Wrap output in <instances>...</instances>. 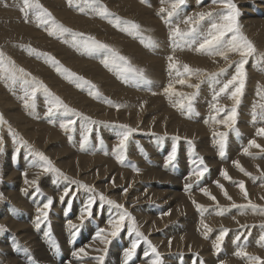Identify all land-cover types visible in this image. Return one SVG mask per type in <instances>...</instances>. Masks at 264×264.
Here are the masks:
<instances>
[{
	"label": "rangeland",
	"instance_id": "rangeland-1",
	"mask_svg": "<svg viewBox=\"0 0 264 264\" xmlns=\"http://www.w3.org/2000/svg\"><path fill=\"white\" fill-rule=\"evenodd\" d=\"M40 2L45 7H47L57 18V20L62 22L66 27H69L74 31L91 34L101 42L107 43L119 50L121 54L127 56L134 65L145 70L146 75L148 74V79L152 82V86L151 84L146 86L143 84L134 85L123 83L114 72L109 71L103 66V64L101 63V60L103 58L102 54H86L72 47L70 43H65L62 39L49 36L43 30V28L37 27L34 20L32 22H25L23 13L19 11L22 0H0V50H2L7 56H10L13 60H15L18 66L23 67L28 72L32 73L33 76H36L38 79L42 80L56 95L60 96L71 107L78 109L85 115L91 116L94 120L104 122L93 126L94 131L90 139L89 146L86 150H82L79 147V128L73 138L74 142H69L66 134L59 127V123L61 119H63V117L53 118L54 122H50L44 116V113L46 111V104L45 98L42 94L37 95L35 113L29 114V111L23 107L20 100V96L23 95L22 88H20L19 85H17L15 88L9 87L3 80H0V113H2L5 119L9 121L12 128L16 132H18L21 137L27 140L28 143H30L34 148L43 151L46 155H48L58 168L60 167L58 166L56 161L70 160V154L71 152H73L76 156L84 158L101 157L104 160L113 163L118 168V170L125 171V173H127L128 171L131 173V175H140L143 171H145V169L154 171L152 170V168H155L157 171L161 172H164V170L166 172V169H170V171H168L171 172L174 177L172 175L171 177L168 174H164L165 179L164 177H161L160 180H139V182H135L136 185H140L141 183V186L144 187V190H146V188H158L159 190L157 191L164 189V186H167V188L170 189V178L175 179L176 177V180H178L179 183H182L181 181L183 180L181 188L182 191L185 190V183L191 182L186 180V177L189 175L192 167L191 147L186 143L188 140H191L195 145L196 152L199 156H203L205 163L210 169L209 173L201 182L202 184L200 186H207L208 188L210 186V190L212 187H215V191L213 188V190L211 191L216 197L219 195L218 197L220 201L217 197L219 204L222 205V207H228L230 209L228 212L238 209L242 210L241 208H231V203L236 201V204L243 205L246 204L247 201L243 198V196H241L242 194H237L239 196V199L237 200H234L236 198L235 195L232 194H230L231 197L233 196L232 201L225 199L220 193V190L213 183L214 179L217 180L218 178L214 176V169L212 170V167L216 164H220L219 162H221L222 166L224 167L227 166L229 162H231L230 166H232V161L237 160V153L240 151L239 154L243 155L241 151L242 147L246 146L248 140L250 139L255 138L256 140H258L257 143H260L262 141L261 143L262 145H264V139L255 136L256 129L258 127L264 126V121L258 119L256 123H253L251 116L252 105L254 103H257L259 100L256 95L257 87L258 85L264 86V64H257L255 58H249V62L246 65V87L244 95L241 99V103L238 107L236 125L237 128L241 127L239 129L241 136H237L235 133H229L228 144L226 148V157L225 159H221L218 153H216L218 152V149H216L217 146L214 144V141L212 139L211 131L213 127H216L218 130L225 129L221 128L218 125L206 124L204 122L210 114L209 104L212 101L213 88H218L219 85L214 84L212 81H209L203 76L199 78L193 76L191 78V83H199L200 85L199 94L196 96L193 102L194 111L197 114H194L191 117L186 114H182L180 110L172 106L168 98L163 95V87L167 85L170 79L167 71V57L169 55H175V57L179 61L188 63L193 68L204 69L207 72H217L220 68L227 67V64L223 59L219 57L196 53L187 46H182L181 48H177L175 51H173V46L168 39V26L157 15L158 10L161 7L160 0H146L145 3H141V0H102L103 3L108 5L109 9L112 12L116 13L123 19L134 21L140 24L145 36H150L157 43L158 47H156L155 49L145 47L143 44H141L138 38L130 36L125 32H121L117 28L113 27V25L109 23L108 20L96 16L93 12L87 9L85 10V13H81L77 8L70 7L67 3V0H40ZM234 2L238 5V8L241 12L239 23L242 27V31L255 45L257 49V55L264 54V0H234ZM192 5H194V7ZM216 8L217 5L213 4L212 0H204L203 4H198L197 0H186V4L182 6L179 14L173 18V23L180 24L181 20H183L187 15H192L195 12L207 11ZM181 27L183 28L186 26L181 24ZM28 46L36 49L38 52L48 53L56 57V59L59 60L63 66L77 73L78 75L85 77L86 79L92 81L95 85H97L103 97L112 100L115 104H122L126 106L120 108V110L117 111L114 107L108 105L103 100H98L93 98L92 96H89L86 89L78 88L75 83L71 82L62 74L58 73L55 67L51 63L46 62L43 57L29 54V52L27 51ZM197 59H204L207 62L197 64L195 63ZM229 59L238 60L239 57L233 54L230 55ZM154 60L158 63H153ZM161 63H164V65H162ZM159 66L162 67L159 68ZM153 68L155 69V71ZM161 69L165 71H162ZM154 72H156L157 74L153 75ZM233 72L234 66L228 68L226 76L221 77V80L227 78V76H230ZM106 80H109V82L107 83ZM158 80L159 83H161L162 81L163 82L161 84H158ZM155 84H157V86ZM159 85L163 86L158 87ZM176 87L179 91H184L187 93L195 91V89L187 88L185 86L177 85ZM153 92H155L156 95H153ZM142 103L144 104L143 109H141L140 107ZM220 103L222 105L231 107L232 101L224 96L221 97ZM89 105L93 106L90 112L88 110H85V108H87ZM82 106L84 108H82ZM95 106L96 108H98L94 109ZM174 117L178 119L179 117H181L180 121L182 120L184 122H186L187 120V124L189 125H193L194 123H196L194 124L195 126H202L204 128V131H206L202 136V138L205 139V146H202L201 141L203 139L201 138V136L196 137V133H194L193 136H190L189 134L181 133L179 128L173 130L172 126ZM243 118L245 119L246 124H242ZM197 123L199 125H197ZM239 123H241V125ZM116 124H127L133 128H138V131L133 133L129 140L127 147V160L123 165L117 162L115 152L113 151L115 147L114 145H116L118 141V132L120 131V129L113 126ZM182 125L183 122H180L179 127ZM243 127H245L246 130ZM165 133H167V136L164 135ZM0 136H3L4 138L5 147L4 153L0 154V193H3L4 195V199L0 200V224L5 225L8 229L7 232L0 233V264H5L4 262H6V260L4 261V258L7 254L5 249H8L10 253L14 255L13 258H15L17 262L20 261L23 264H49V261L53 264H68L71 259L72 251H75V249L77 250L82 245L86 244L85 241H93L94 232H96L99 228L107 229L108 226H102L104 225L105 221L107 222L112 216L116 214V210L107 204L100 206L99 198L97 197V205L94 206L92 210L93 216L91 218H87L81 225L79 214L91 193H87L83 189H77L75 185H69L65 181H59V183H63L59 185L57 184L54 187L50 186V184L54 183L50 181L49 177L52 176L55 178L54 174L50 173H46L48 176L45 173L42 174L43 177L40 179L41 182H39V185L43 193L42 195L36 194L34 190L31 191V188L28 189V194H25L23 189H25V187L27 186H24V181L23 183L21 182L22 176L20 177V183L22 184L19 183L20 192H18L17 190L11 191V189L14 188H12L10 185H14L13 183L14 181H17V176H12L11 178V176L7 175L5 169L6 161L10 160L12 163L15 159L16 162L14 163V168H18L17 170L22 168L23 173L34 170V167L32 166L31 162L26 163L25 161L29 157L26 150L21 149V152L18 156L15 154L14 149L16 148V145L13 143L6 126L0 127ZM175 136H179L180 140L174 141L172 138ZM237 137H241L244 141L242 142L241 147H239L240 149L237 148L238 145L230 147V143H232L233 139L235 140V138ZM198 140L201 141L199 142ZM101 141H103V143H101ZM196 141L198 144L195 143ZM206 145L209 146L208 149ZM174 146L177 148V160L173 165L166 167L165 159ZM203 147L204 150L202 149ZM63 148L69 149V151L71 152L68 153L60 150ZM210 148L214 150L215 156L219 160L217 161V163L209 162L211 166H209L210 164L207 163L208 161L206 160L207 158H209L208 154L213 151L212 149L210 151ZM206 150L208 151L206 152ZM251 151L255 154V157L256 155L264 156V154L259 153V151H256V149H251ZM54 153H57V155L53 156L52 154ZM229 154L232 157L231 160H228ZM24 155L26 156V159ZM204 156L207 157L205 158ZM244 156L245 155H243V157ZM244 158L248 159V163L245 169L251 173V177L237 176L233 177V180H244L245 183L247 181L246 186L249 199L254 204H257L256 200L259 196H261L262 203L257 205L264 207V177H261L260 172L257 170V165L261 170H264V167H262L258 163L259 161L264 162V160H261V158L254 159L248 156H245ZM29 160L31 161L32 158L29 157ZM223 162L226 163V165H224ZM101 164L103 163L100 162L89 164L86 161H81V159H76L73 164L74 167L69 166L64 167V169H60L69 177L80 181L81 183L94 186L97 193H103L108 198L116 200L118 203L123 204L130 212L132 211V215L135 217L137 226L140 228V231L144 232V234L148 236V238L160 251L164 260V264H167L168 260H172L174 262L176 261L175 264H194V261L197 259L196 254H199V258L202 262H204V264H211L208 260V257L211 254L216 255V257L218 255L220 256L221 254V256H226L227 254V256L229 255L228 257H231V255H234L233 252H235L236 250L232 247H237V243L240 242L239 244L243 246L248 242V246H246V249L251 247V243L254 242L253 239H255L256 237V227L260 229L259 226L261 224H264V215L253 212L251 209H246L247 211H244L241 216H238L239 218L236 217L235 219L230 220L227 217L228 212H226L227 214L225 213L223 216H221V218L220 215L215 216L216 206L211 200V202H202L203 204L199 202L200 204L208 208V212H206L205 215H207V217L212 215L211 217H209V221L211 220L213 222H216H214V224H210V226L215 230H218L221 226H223L231 230L236 229V232H238L239 234L240 232L247 231L246 229H241L240 225H255L256 227L251 228V235L248 236L249 240L247 239L245 241L242 238L241 240L243 242H236L235 236L237 234H234L233 231H230L229 234H232L233 236L230 237L228 235L226 237V240L224 242L225 245H223L222 248L223 250L225 248L224 251L226 252V254L223 250L220 254H215L212 248L211 238V236L214 237V231L212 234H210L211 236L209 240H206L202 237L204 241L206 240V242L209 243V247L207 246V249H193L189 247V250H169V252H164L162 250L164 239H166L165 237H167V233L171 231V223L173 224L175 221L171 223L167 222L165 224L166 227L164 226V228H158L150 232H146L142 227H140L141 225L136 214L145 213L146 215H148L146 211L150 210L149 212H154V215H157V217H166L162 216V211L167 206L166 203H164V205L163 202H160V200L156 198L146 199L147 196L145 193H143V189L141 188V186L137 187L132 183V177L126 175L123 179H120L118 177L112 178L109 172H105V170L100 168ZM161 164L164 166H162ZM181 164L183 166L182 168ZM131 165H135L139 169V172L137 173L136 171H134ZM72 168L74 169L73 172H71ZM44 184H48V187H44ZM174 184L176 185L177 182L174 181ZM230 185L233 186L234 184L231 183ZM6 186L8 187L6 188ZM65 186L70 187L72 191L69 193V196L65 197V200L62 202L60 200V196L63 195ZM195 186L196 185L194 184L191 193L197 190L198 187ZM124 189H127L126 194L124 192ZM216 190H219L218 193ZM17 195H20V197L22 198V201L24 203L23 205L22 202L20 204L18 203ZM47 197H52L54 203L49 212L48 221L45 224L41 225L40 229H37L35 227V210L37 206L42 204V202H46ZM150 200L152 201L150 202ZM158 201L160 203H158ZM145 202H149L147 204L150 207H147V204H145ZM127 204L132 205V207ZM152 207L155 208L153 209ZM172 207H174L173 204L170 206V208ZM2 210L5 213L4 215L1 214ZM133 210H136V213ZM26 216H28V218ZM226 217L229 220L226 219ZM12 218L18 223H23V221H20L21 219H23L24 221L29 220L27 222L29 224L28 227L32 230V234L35 236V238L39 239L38 242L40 246L45 250L44 254L40 255L39 252H33L34 249L30 247L26 240H23V238L21 237V231L23 228L18 229L17 227H15L14 229L10 226L9 220H11ZM69 220L72 223L77 224L80 228V231L76 235L75 239H73L72 237L73 230L70 229L68 225ZM237 221H239V223H237ZM57 227H60V229L62 227L61 231L58 230ZM182 228L183 227L180 225L177 229L179 230ZM49 229L51 230L50 239L49 237H46L44 235V233ZM86 237L87 239L84 241V243L83 240ZM157 238L162 239L158 240ZM110 239L112 240V244L108 246V253L105 257V262L108 260V256L111 250L110 248H112L113 243H115L116 241L127 240L128 244L131 245V241L133 239H136V237L134 234L131 236L129 235L126 222L125 228L121 231V233L117 237ZM2 241L5 242V246L2 245ZM234 242L235 245L233 244ZM21 243L23 244V246ZM141 244L142 247L140 246V248L137 249V253L133 258V261L129 262V264H132L134 262H136V264H147V258L144 259L145 256L143 252L148 248V245L143 242ZM100 247H103V245L99 244L96 248ZM126 248L128 247L126 246ZM260 248H258L259 251L262 250V248ZM230 249L234 251H231ZM249 253L253 255H258L260 253V255L258 256H261L262 258L264 256L263 254L261 255L262 252L256 253L254 251H251ZM98 254L99 253L94 255L96 256ZM37 255L43 258L38 257ZM45 255H47V257ZM25 259L27 260L25 261ZM215 263L219 264L220 261H216ZM226 263L232 264L231 261L230 263L229 261L224 262V264ZM122 264H124V260Z\"/></svg>",
	"mask_w": 264,
	"mask_h": 264
},
{
	"label": "snow or ice",
	"instance_id": "snow-or-ice-1",
	"mask_svg": "<svg viewBox=\"0 0 264 264\" xmlns=\"http://www.w3.org/2000/svg\"><path fill=\"white\" fill-rule=\"evenodd\" d=\"M146 0H141V3H145ZM204 0H197L198 4H203ZM70 7L77 8L81 13H85V10L93 12L96 16L108 20L113 27L117 28L121 32H125L130 36L138 38L145 47L155 49L158 47L157 43L150 37L145 36L141 25L130 20H125L116 13L112 12L108 5L102 2V0H67ZM212 3L217 5L216 9H210L207 11L195 12L192 15H187L180 24H174L173 18L177 16L182 8L186 4V0H160L161 7L158 10L157 15L168 26V39L173 46V51L182 46H187L196 53L204 54L207 56H214L223 59L227 67H222L217 72H207L204 69L193 68L188 63L179 61L175 55H169L167 57V71L169 74V82L163 87V95H165L173 107L181 111L182 114H186L191 117L195 113L193 102L196 96L199 94V83H191V78L205 77L214 84L219 85L218 88H213L212 101L209 104L210 114L204 121L206 124L218 125L225 130H218L216 127L212 128L211 136L214 144L218 148V155L221 159L226 157V148L228 144L229 133H235L240 135L237 125L238 107L241 103V99L245 92L247 71L246 65L249 62V58H255L257 64H264V54L257 55V49L253 42L242 31V27L239 23V17L241 12L238 5L234 0H212ZM19 11L23 13L25 22H34L37 27L43 28V30L52 37H56L64 40L65 43H70L72 47L86 54H102L101 63L103 66L116 74V76L125 84L134 85H150L152 82L148 79L145 70L133 64V62L125 55L121 54L119 50L110 46L107 43L101 42L95 36L91 34H85L84 32L74 31L73 29L66 27L62 22L58 21L53 13L45 7L40 0H22ZM181 24L186 27H181ZM27 51L29 54L43 57L48 63H51L56 71L62 74L66 79L75 83L78 88L86 89L88 95L95 99L103 100L108 105L114 107L117 111L126 105L115 104L112 100L103 97L102 93L92 81L85 77L78 75L61 64L56 57L48 54L38 52L36 49L28 46ZM237 55L238 60H230V55ZM234 66V72L227 76V78L221 80V77H225L228 68ZM0 80H3L9 87L15 88L17 85L23 90V95L20 96L23 107L29 111V114H34L36 111L37 95L42 94L45 98L46 111L44 116L50 121L54 122L53 118L63 117L59 123V127L66 134L69 142L73 141L75 134L79 128V147L82 150H86L89 146L90 139L93 134V126L104 122L94 120L91 116L85 115L78 109L71 107L60 96L56 95L42 80L33 76L23 67L16 64L10 56H7L2 50H0ZM177 85L185 86L187 88L195 89L191 93L179 91ZM156 95L155 92L152 93ZM256 95L259 98L257 103L252 105V122L256 123L257 120L264 121V86L257 87ZM226 96L232 101L231 107L222 105L220 103L221 97ZM143 109L144 104L140 105ZM7 127L8 133L11 136L13 143L16 145L14 149L15 154L18 156L21 149L26 150L27 155L32 158L31 164L33 167L39 169L36 173V178L28 179V173L24 172V183L28 187L23 189L25 194H28V189L31 188L36 194H43L39 185V176L44 173L54 174L55 180L65 181L69 185H75L77 189H83L87 193H91L85 203L83 209L79 214L80 224L82 225L87 218L93 216V207L97 205V197L99 198L100 206L107 204L116 210V214L112 216L108 221L109 227L99 228L93 236V240L98 242L103 247L91 249L99 253L96 256H90L86 247L82 246L79 249L71 252V256L77 261H83L85 259L94 260L96 264H105V257L108 253V246L111 244V239L117 237L121 231L125 228L126 222L128 226L129 235H135L136 239L131 241L130 247L124 250V264H129L133 261L137 253V249L140 248L141 243L148 245V248L144 251V256L147 258V264H164L163 257L157 247L152 241L137 226L136 219L132 213L121 203L116 200L110 199L103 193H97L94 186L81 183L67 174H65L60 168L56 167L53 160L46 155L43 151L34 148L27 140L16 132L4 115L0 113V127ZM114 127L120 129L118 132V142L114 147L116 160L120 164H124L127 160V147L129 140L133 133L138 131V128H133L127 124H116ZM154 135V134H153ZM167 136V133L164 134ZM256 137L264 138V126L258 127L255 132ZM174 141H179L180 137L175 136L172 138ZM103 143V141H101ZM187 143L191 147V170L186 177L187 182L184 185L185 191L189 193V199L197 212L200 214L199 227L197 231L201 233L204 239H209L210 234L214 231L217 232L214 240L212 241V248L216 254H220L229 232L232 231L227 227L221 226L218 230L213 229L208 223L205 222L204 214L208 212V208L200 204L191 197V191L194 184L199 188L200 193L211 200L216 206V215L223 216L230 209L228 207H222L217 200V197L207 186H200L201 182L205 179L210 169L205 163L202 156H199L196 152L193 141L188 140ZM251 149H257L259 153L264 154V145L257 143L255 138L248 140L247 145L242 147V154L248 157L255 158V154ZM5 150L4 138L0 136V154H3ZM15 158V157H13ZM177 160V148L174 146L168 156L165 159V166H171ZM233 166L244 176L251 177V173L248 172L241 162L237 160L232 161ZM137 173L139 169L135 165H131ZM257 170L260 172L261 177H264V170H261L257 165ZM219 176L227 182L234 184L242 194L243 198L247 201L246 204L238 205L232 202L231 208L251 209L260 215H264V207L254 204L248 195V191L244 180L235 181L229 174L228 169L221 168ZM114 183V181H113ZM215 186L220 190L223 197L229 201H232V197L229 195L225 185L220 180L213 181ZM72 191L70 187H65L63 195L60 196V200L63 202L65 197L69 196ZM125 194L127 189H124ZM4 199L3 193H0V200ZM54 201L52 197H47L46 202H42L41 205L36 208L35 215V227L41 228V225L45 224L49 219V212ZM70 206V203H69ZM170 215V212L162 213V216ZM239 223V221H237ZM69 228L72 229V237L75 239L79 233L80 228L77 224L68 221ZM255 225H240L241 229H246V232H240L235 236V241L239 242L243 238L245 241L248 236L251 235V228ZM261 235L257 241L258 245L264 247V224H261ZM8 229L5 225L0 224V233L7 232ZM46 237L51 238V230L49 229L44 233ZM183 239V237H181ZM169 247L172 245V241H168ZM194 264H204L199 259V254ZM234 255L242 260L246 261V264H264V258L258 255L250 254L246 250V245H240L237 243V248ZM68 264H72L69 261ZM220 264H224V261H220Z\"/></svg>",
	"mask_w": 264,
	"mask_h": 264
},
{
	"label": "bare ground",
	"instance_id": "bare-ground-1",
	"mask_svg": "<svg viewBox=\"0 0 264 264\" xmlns=\"http://www.w3.org/2000/svg\"><path fill=\"white\" fill-rule=\"evenodd\" d=\"M193 7H194V5H192ZM164 52V51H163ZM163 55V54H162ZM197 58H198V56H197ZM162 59V58H161ZM164 59V58H163ZM195 59H196V57H195ZM194 60V59H193ZM158 61V60H157ZM162 61V60H161ZM160 62V61H159ZM195 62V61H194ZM203 62H207V61H205L204 59H197V61L195 62V63H197V64H201V63H203ZM153 63H158V62H156L155 60H154V62ZM162 65H164V63H161ZM160 64V65H161ZM162 67V66H161ZM160 66H159V68H161ZM154 69V68H153ZM152 69V70H153ZM160 70V69H159ZM162 70V69H161ZM154 71H155V69H154ZM162 71H165V70H162ZM157 73L156 72H154L153 73V75H156ZM148 75V74H147ZM162 75V74H161ZM164 75V74H163ZM152 76V75H151ZM154 77V76H153ZM156 77V76H155ZM159 77V76H158ZM160 77H164V76H160ZM152 78V77H151ZM157 78V77H156ZM153 79H155V78H153ZM152 79V80H153ZM159 79H161V78H159ZM164 79V78H163ZM162 79V80H163ZM165 80V79H164ZM107 81V80H106ZM157 81V80H156ZM155 81V82H156ZM109 82V80L107 81V83ZM163 82V81H162ZM161 82V83H162ZM161 83H159V80H158V84H161ZM156 86H157V84H155ZM165 85V84H164ZM147 86V85H146ZM151 86H152V84H151ZM160 86H163V85H159L158 87H160ZM166 86V85H165ZM179 86V85H178ZM152 88V87H151ZM161 92H162V90H161ZM159 93V92H158ZM162 95V94H161ZM160 96V95H159ZM162 97V96H161ZM206 98V97H205ZM200 103V102H199ZM92 107L93 106H91V105H89L87 108H85V110H88L89 112L91 111V109H92ZM82 108H84L83 106H82ZM96 108V106L94 107V109ZM98 108V107H97ZM96 108V109H97ZM95 111V110H94ZM97 111V110H96ZM245 112V111H244ZM202 114H203V112H202ZM207 115V114H206ZM200 117V116H199ZM180 118L181 117H179V119L178 118H176V117H174L173 118V126H172V129L173 130H176V129H178L179 128V130H180V132L181 133H186V134H189L190 136L192 135L193 136V134L194 133H196L195 135H196V137L198 136H201V138H202V136H203V134L206 132V131H204V128L202 127V126H195L194 124H196V123H194L193 125H189V124H187L188 122H187V120H186V122H184V121H180ZM183 118V117H182ZM205 118V117H204ZM199 119V118H198ZM203 119V118H202ZM244 119V118H243ZM242 119V124H246V121H245V119L243 120ZM191 120V119H190ZM200 120V119H199ZM248 121V120H247ZM180 122L182 123L183 122V125L182 126H180L179 127V124H180ZM191 123V122H190ZM201 124V123H200ZM240 125H241V123H239ZM197 125H199L198 123H197ZM202 125V124H201ZM250 125V124H249ZM243 126V125H242ZM240 127V126H239ZM241 128V127H240ZM240 128H238V129H240ZM244 129H245V127H243ZM255 128H256V126H255ZM246 130V129H245ZM111 131V130H110ZM209 131V130H208ZM243 134V133H242ZM194 135V136H195ZM244 135V134H243ZM206 136V135H205ZM236 136V135H235ZM240 136H241V134H240ZM249 137V136H248ZM203 139V138H202ZM213 139V138H212ZM233 139V138H232ZM249 139V138H248ZM264 139V138H263ZM110 140V139H109ZM141 140V139H140ZM245 140V139H244ZM110 141H112V140H110ZM199 141V140H198ZM201 141V140H200ZM199 141V142H200ZM205 139H203L202 141H201V143H202V146H205ZM211 141V140H210ZM258 141V140H257ZM74 142V141H73ZM113 142V141H112ZM118 142V141H117ZM156 142V141H155ZM242 142H244L243 140H242V138L241 137H237V138H235V140L233 139V141H232V143H230L231 145H230V147H233V146H235V145H238L237 146V148L238 149H240L239 147H241V144H242ZM262 142V141H261ZM260 142V143H261ZM186 143V142H185ZM195 143H197V141L195 142ZM207 143V142H206ZM209 143V142H208ZM159 144V143H158ZM186 144H188V143H186ZM198 144V143H197ZM196 144V145H197ZM213 144V143H212ZM262 144V143H261ZM76 145V144H75ZM172 145V144H171ZM209 145V144H208ZM109 146V145H108ZM115 146V145H114ZM198 146V145H197ZM199 146H201V145H199ZM207 146V145H206ZM212 146V145H211ZM243 146V145H242ZM110 147V146H109ZM208 147L209 146H207V149H208ZM229 147V148H230ZM198 148V147H197ZM206 148V147H205ZM151 149H152V147H151ZM159 149V148H158ZM157 149V150H158ZM203 150H204V147L202 148ZM211 149L212 148H210V151H211ZM216 149H218L217 147H216ZM60 150H62L63 152H68V153H70L71 151H69V149H60ZM71 150V149H70ZM200 150V149H199ZM213 150V149H212ZM228 150H230V149H228ZM208 150H206V152H207ZM253 151V150H252ZM256 151H257V149H256ZM205 152V153H206ZM240 152V151H239ZM239 152L237 153V159L241 162V164L243 165V167L245 168L246 166H247V163H248V159H246V158H244L243 157V155H240L239 154ZM109 153H111V152H109ZM204 153V152H203ZM216 153H218V152H216ZM229 153V152H228ZM78 154V153H77ZM210 154V155H209ZM208 154V156H209V158H207L206 160L208 161L207 163H211V162H214V163H217V161H219L218 159H217V157L215 156V152H214V150L213 151H211V153H209ZM53 156H56L57 155V153H54V154H52ZM82 155V154H81ZM88 155V154H87ZM161 155V154H160ZM165 156V155H164ZM218 156V155H217ZM229 156V158H228V160H231V155L229 154L228 155ZM24 157H25V159H26V156L24 155ZM203 157V156H202ZM205 157V156H204ZM207 157V156H206ZM205 157V158H206ZM12 158V157H11ZM106 158V157H105ZM259 158H261V160H264V156L263 155H261V156H258V155H256V157L254 158V159H259ZM22 159H24V158H22ZM21 159V160H22ZM76 159H81V161H86L87 163H89V164H95V163H100V162H102L103 164H101L100 166V168L101 169H103V170H105V172H109L110 174H111V177L112 178H114V177H118V178H120V179H123L126 175H129L130 177H132L133 178V181H132V183L135 185V186H137V187H139V186H141L142 184L140 183V185H136L135 184V182L137 183V181L139 182V180H154V179H159L160 180V178L161 177H164V179H165V175L164 174H168L169 176H171L172 174H171V172H169L170 171V169H166V172H165V170H164V172H161V171H157L155 168H152V170H154V171H149V169H145V171H143L140 175H131V173L130 172H128L127 171V173H125V171H120V170H118V168L113 164V163H111L110 161H106V160H104L103 158H101V157H91V158H84V157H80V156H76L73 152H71V154H70V160H68V161H61V160H58V161H56L57 162V164H58V166L60 167V168H63L64 169V167H74L73 166V164H74V162H75V160ZM220 159V158H219ZM225 159V158H224ZM20 160V159H19ZM26 161V163L27 162H31L30 160H29V157L27 158V160H25ZM162 161V160H161ZM16 162V160L14 159L13 160V162L11 163V161L10 160H7L6 161V167H5V169H6V173H7V175L8 176H11V178H12V176L14 177V176H17L16 177V182L14 181V185H10L12 188H14V189H11V191H13V190H17L18 192H20L19 191V185L20 184H22L23 183V181H24V176L22 175V173H23V171H22V168L21 169H19V170H17L16 168H14V163ZM229 162V161H228ZM25 163V164H26ZM158 163V162H157ZM190 163V162H189ZM209 163V164H210ZM220 164H216L215 166H213L212 167V170H213V172H214V176L215 177H217L218 179H220L221 181V183H223L224 185H225V188L227 189V191H228V193H229V195L230 194H232V195H235V198L236 199H234V200H237V199H239V196L237 195V194H241L240 193V191H239V189L236 187V186H231L230 184H229V182H227V181H224L220 176H219V171H220V169L221 168H226V169H228V171H229V174L232 176V177H237V176H243L244 177V175L242 174V173H240L233 165L232 166H230V164H231V162H229V164L227 165V166H222V164H221V162H219ZM259 163V165H261L262 167H264V162H258ZM30 164V163H29ZM213 164V163H212ZM223 164L224 165H226V163H224L223 162ZM76 165V164H75ZM160 165V164H159ZM162 165V164H161ZM29 166V165H28ZM31 166V165H30ZM162 166H164V165H162ZM209 166H211V164L209 165ZM174 167V166H173ZM183 166H182V164H181V168H182ZM165 168V167H164ZM162 169V168H161ZM73 168L71 169V172H73ZM124 170V169H123ZM163 170V169H162ZM39 171V169L38 168H36V167H34V170H32V171H29V172H27L28 173V179H34V178H36V173ZM174 171V170H173ZM172 171V172H173ZM174 173V172H173ZM212 173V172H211ZM46 174V173H45ZM135 174H137V173H135ZM6 175V176H7ZM47 175V174H46ZM188 175V174H187ZM7 176V177H8ZM22 176V179H21V182L22 183H20V177ZM48 176V175H47ZM50 176V175H49ZM173 176V175H172ZM171 176V177H172ZM211 176V175H210ZM43 176H42V174L39 176V182H41L40 181V179L42 178ZM52 177V176H51ZM49 177V179H50V181H54L56 178H54V177ZM174 177V176H173ZM168 179V178H167ZM173 179L174 178H170V180H171V188L170 189H168L167 188V186H164V189H162V190H160V191H157V190H159L158 188L156 189V188H150V189H147L146 188V190H144V187L143 186H141V188L143 189V193H145L146 194V196H147V198L146 199H152V198H156V199H158V200H160V202H163V204L164 203H166V207H165V209H163V211H162V213H164V212H170V215H164V216H166V217H162V218H160L159 216L157 217V215H154L155 213L153 212H149V211H146L147 212V214L148 215H146L145 213L143 214V213H138V214H136V216L138 217V220H139V223H140V227H142L143 228V230H145L146 232H150V231H152V230H154V229H158V228H164V226L166 227V223L167 222H169V223H171V222H173V221H175L173 224L171 223V225H170V228H171V233L169 232V233H167V237H165L166 239H164V242H163V247H162V250L164 251V252H169V250L170 251H172V250H187L189 247H191V248H193V249H199V248H204V249H207V246L209 245V243H207L206 242V240L204 241L203 240V238H202V235H201V233L200 232H198L197 231V227H199V220H200V214L197 212V210L195 209L194 210V207H193V205H192V203H191V200L189 199V193L188 192H185V190H183L182 191V183H183V180L181 181L182 183H179L178 182V180H176V177H175V179H174V181H176L177 182V184L175 185L174 184V181H173ZM217 179V180H218ZM181 180V179H180ZM158 181V180H157ZM214 181H215V179H214ZM169 182V181H168ZM20 183V184H19ZM43 183V182H42ZM61 183H63V182H60L59 183V181L58 182H56V183H54V184H50V186H56L57 184L59 185V184H61ZM246 183H247V181H246ZM246 183H245V185H246ZM166 184V183H165ZM168 184V183H167ZM202 184V183H201ZM24 186H27V185H24ZM23 186V187H24ZM43 186V185H42ZM61 186V185H60ZM5 187V186H4ZM8 186H6V188H7ZM28 187V186H27ZM44 187H48V184H44ZM66 187V186H65ZM195 187H197V186H195ZM5 188V189H6ZM26 188V187H25ZM56 188V187H55ZM213 189H214V191H215V187H212ZM211 188V190H213ZM246 188H247V186H246ZM196 189V188H195ZM209 189H210V186H209ZM31 191L33 190V189H30ZM29 191V190H28ZM217 191V193H218V191L219 190H216ZM55 193V192H54ZM213 193V192H212ZM215 193V192H214ZM61 194V193H60ZM216 194V193H215ZM50 195V194H49ZM217 195V194H216ZM219 196V195H218ZM217 196V197H218ZM223 196V195H222ZM242 196V195H241ZM241 196H240V198H241ZM54 197V196H53ZM191 197L192 198H194L195 200H197V202H200V203H202V202H208V201H210L208 198H206L205 196H203L201 193H200V191H199V189L197 188V190L196 191H194L193 193H191ZM233 197V196H232ZM220 199H221V197H220ZM233 199V198H232ZM17 200H18V203L20 204L21 202H22V205L24 204L23 203V201H22V198L20 197V195H17ZM218 200H219V197H218ZM262 199H261V196H259L258 198H257V200H256V203L257 204H261L262 203V201H261ZM152 200H150V202H151ZM220 201V200H219ZM224 201H225V199H224ZM61 202V201H60ZM128 202V201H127ZM131 202V201H130ZM159 201H158V203H160ZM211 202V201H210ZM222 202H223V200H222ZM221 202V203H222ZM236 202V201H235ZM147 203H149V202H145V204H147ZM230 203V202H229ZM174 205V207H172V208H170V206L171 205ZM203 204V203H202ZM127 205H129V204H127ZM135 205V204H134ZM133 205V206H134ZM165 205V204H164ZM228 205V204H227ZM129 206H131L132 207V205H129ZM147 207H150V206H148V204L146 205ZM220 206H222V205H220ZM128 207V206H127ZM156 207V206H155ZM154 207V208H155ZM164 207V206H163ZM129 208V207H128ZM153 208V207H152ZM153 208V209H154ZM158 208V207H157ZM149 209H151V208H149ZM166 209H167V211H166ZM242 209V208H241ZM1 210V209H0ZM139 210V209H138ZM165 210V211H164ZM134 211V210H133ZM244 211H247L246 209H242V210H240V209H238V210H234V211H230V212H228V218L231 220V219H235L236 217L237 218H239L238 216H241L242 214H243V212ZM135 213H136V210L134 211ZM161 212V211H160ZM131 213H132V211H131ZM1 214L2 215H4L5 213H4V211L2 210V212H1ZM133 214V213H132ZM158 214V213H157ZM9 215V214H8ZM183 215V216H182ZM209 215V214H208ZM214 215V214H213ZM105 216H106V214H105ZM182 216V217H181ZM212 215H210L209 217H211ZM215 216H216V214H215ZM27 218H28V216H26ZM204 217H206V218H204L205 219V222L206 223H208L209 225L210 224H214V222L213 221H209V217H207V215H205L204 214ZM226 217V219H228ZM27 218H25V219H27ZM220 218H221V216H220ZM223 218V217H222ZM8 219V218H7ZM32 219V218H31ZM96 219V218H95ZM213 219V218H212ZM218 219V218H217ZM228 219V220H229ZM3 220V219H2ZM97 220V219H96ZM176 220H177V222H176ZM20 221H23V223H21V222H17V221H15L13 218L11 219V220H9V224H10V226L12 227V228H14L15 229V227H17L18 229L19 228H23L22 229V231H21V233H22V238H23V240L25 239L26 240V242L30 245V247H32L34 250H33V252H39V254L41 255V254H44L45 252V250L40 246V244H39V242H38V240L39 239H36L35 238V236L32 234V230L28 227L29 226V224L27 223L28 221H24L23 219H21ZM53 221V220H52ZM219 221V220H218ZM220 221H221V219H220ZM8 222V221H7ZM95 223V222H94ZM101 223V222H100ZM107 222L105 221V223H104V225L102 226V227H104V226H108L109 227V225H108V223L106 224ZM216 223V222H215ZM92 225H93V223H92ZM99 225V224H98ZM97 225V226H98ZM182 226L183 228L182 229H177L179 226ZM96 226V225H95ZM107 227V228H108ZM9 228V227H8ZM56 228V227H55ZM257 229H258V227H256ZM57 229L58 230H60L61 231V229H62V227H61V229H60V227H57ZM255 230V239H253L254 240V242L253 243H251V245L252 246H254V247H252L251 245V247H249V248H247L246 250L248 251V252H251V251H254V252H262L261 253V255L263 254L264 255V247H261V246H259L258 244H257V240H258V236H260V234H261V231H260V229H258V230ZM21 230V229H20ZM34 230V229H33ZM97 230V229H96ZM233 231V233L234 234H238V232H236V229H233L232 230ZM231 231V232H232ZM238 231V230H237ZM244 231V230H243ZM16 232H18V231H16ZM36 232V231H35ZM159 232V231H158ZM246 232V231H245ZM254 232V231H253ZM252 232V233H253ZM14 233V232H13ZM95 233V232H94ZM144 233V232H143ZM8 234V233H7ZM85 234H86V232H85ZM84 234V235H85ZM161 234H162V232H161ZM214 234V237H212L211 235V238H212V241L214 240V238H215V235L217 234V232H215V233H213ZM5 235V234H4ZM10 236V235H9ZM87 236H88V234H87ZM124 236H125V234H124ZM131 236V235H130ZM155 236V235H154ZM229 236L231 237V236H233L232 234L230 235L229 234ZM181 237H183V239H181ZM230 237H229V239H230ZM55 238V237H54ZM123 238V237H122ZM127 238V237H126ZM134 238V237H133ZM87 239V237L86 238H84V240H83V242L85 241ZM129 239V238H128ZM158 240H161L162 238H157ZM210 239V238H209ZM208 239V240H209ZM120 240V239H119ZM169 240H171L172 241V245H171V247H169V245H168V241ZM226 240V239H225ZM249 240V239H248ZM43 241V240H42ZM94 241V240H93ZM93 241H90L89 240V242H87V241H85L86 242V244H84V245H82V246H84V247H86V250H88L89 251V254H90V256H95L94 254H97V252H95V251H92L91 249H94V248H96L98 245H99V243L98 242H93ZM112 241V240H111ZM231 241H232V239H231ZM234 241V240H233ZM242 241V240H241ZM18 242V241H17ZM82 242V243H83ZM84 242V243H85ZM243 242V241H242ZM23 243V242H22ZM21 243V244H22ZM42 243V242H41ZM81 243V244H82ZM240 243V242H239ZM246 243V242H245ZM48 244V243H47ZM80 244V245H81ZM91 244V245H90ZM112 244V243H111ZM234 245H235V242L233 243ZM243 244V243H242ZM247 244H248V242H247ZM246 244V246H248ZM2 245L3 246H5V242L4 241H2ZM19 245H20V243H19ZM26 245V244H25ZM142 245V244H141ZM225 245V244H224ZM22 246H23V244H22ZM28 246V245H27ZM26 246V247H27ZM81 246V247H82ZM126 246L127 247H130V245L128 244V241L127 240H122V241H116L115 243H113V245H112V248H110L111 250H110V253H109V256H108V260L105 262V264H118V263H120V264H122V262H123V257H124V255H123V253H124V250L126 249ZM14 247H16V246H14ZM79 247V246H78ZM142 247V246H141ZM209 247V246H208ZM227 247H228V245H227ZM262 248V250H260L259 251V249L258 248ZM21 248V247H20ZM118 248V249H117ZM231 248V247H230ZM232 248H237V247H232ZM231 248V249H232ZM260 248V249H261ZM1 249V248H0ZM15 249V248H14ZM22 249H24V248H22ZM28 249V248H27ZM230 249V250H231ZM6 250V256H5V258H4V261L6 260V262H4L5 264H23L22 262H17L16 260H15V258H13L14 257V255L12 254V253H10V251L8 250V249H5ZM76 250V249H75ZM143 250V249H142ZM189 250V249H188ZM223 250V249H222ZM224 250H225V248H224ZM223 250V251H224ZM17 251V250H16ZM27 251V250H26ZM30 251V250H29ZM231 251H234V250H231ZM5 252V251H4ZM20 252V251H19ZM31 252V251H30ZM73 252V251H72ZM198 252V251H197ZM225 252V251H224ZM229 252V251H228ZM21 253V252H20ZM67 253V252H66ZM144 253V252H143ZM212 253V252H211ZM214 253V252H213ZM231 253V252H230ZM234 253V252H233ZM1 254H3V253H1ZM23 254V253H22ZM48 254V253H47ZM140 254V253H139ZM216 254V253H215ZM225 254H226V252H225ZM229 254V253H228ZM5 255V254H4ZM8 255V256H7ZM68 255V254H67ZM222 255V254H221ZM217 256L216 257V255H214V254H211V255H209V257H208V260H209V263H211V264H218V263H215L216 261H224V262H226V261H229V263H230V261L232 262V264H246V261H244V260H242L241 258H238V257H236L235 255H231V257H228L227 256V254H226V256L225 255H223V256ZM258 255H260V253L258 254ZM1 256H3V255H1ZM22 256V255H21ZM20 256V257H21ZM38 257H41V256H39V255H37ZM42 256H44V255H42ZM46 257H47V255H45ZM70 256V255H69ZM193 256H195V255H193ZM25 257V256H24ZM45 257V258H46ZM169 257V256H168ZM177 257V256H176ZM181 257H182V255H181ZM3 258V257H2ZM26 258H27V256H26ZM41 258H43V257H41ZM68 258V257H67ZM70 258V257H69ZM263 258H264V256H263ZM37 259V258H36ZM144 259H145V257H144ZM200 259V258H199ZM27 259H25V261H26ZM48 260V259H47ZM188 260V259H187ZM15 261V262H14ZM39 261H40V259H39ZM70 261H72V264H96V262L94 261V260H90V259H85V260H83V261H77L74 257H72L71 256V259H70ZM181 261V260H180ZM179 261V262H180ZM183 261V260H182ZM192 261V260H191ZM190 261V262H191ZM2 262V261H1ZM138 262V261H137ZM176 262V261H175ZM175 262L174 261H172V260H168L167 261V264H175ZM206 262V261H205ZM189 263V262H188ZM49 264H53V263H51L50 261H49ZM62 264V263H61ZM132 264H136V262H134V263H132ZM180 264V263H179ZM185 264V263H184ZM189 264H193V263H189ZM220 264V263H219ZM226 264H228V263H226Z\"/></svg>",
	"mask_w": 264,
	"mask_h": 264
}]
</instances>
